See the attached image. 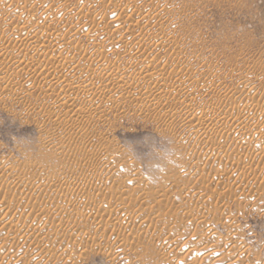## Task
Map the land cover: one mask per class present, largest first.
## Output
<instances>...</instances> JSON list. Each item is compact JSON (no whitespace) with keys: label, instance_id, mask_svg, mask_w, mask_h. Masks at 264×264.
Segmentation results:
<instances>
[{"label":"rangeland","instance_id":"374dc122","mask_svg":"<svg viewBox=\"0 0 264 264\" xmlns=\"http://www.w3.org/2000/svg\"><path fill=\"white\" fill-rule=\"evenodd\" d=\"M47 31V43L21 42ZM143 65L152 77L137 79ZM62 177L70 202L41 192ZM263 177L264 0H0V255L264 264ZM56 205L69 214L45 211Z\"/></svg>","mask_w":264,"mask_h":264},{"label":"bare ground","instance_id":"6f19581e","mask_svg":"<svg viewBox=\"0 0 264 264\" xmlns=\"http://www.w3.org/2000/svg\"><path fill=\"white\" fill-rule=\"evenodd\" d=\"M48 28H50V27H48ZM44 30V29H43ZM46 30V29H45ZM161 30V29H160ZM165 29H163V31H164ZM49 31H47L44 35L42 34V36L41 37H37L38 39H36L35 40V38L36 37H33L34 35H26V36H22L20 39H21V42H23L24 43V45L26 44V45H29V44H33V43H38L39 41H42V42H46V40H48V39H50L51 38V33L49 32ZM57 34V33H56ZM38 35V34H37ZM36 35V36H37ZM40 36V35H39ZM58 37V36H57ZM159 37V36H158ZM157 37V38H158ZM53 38V37H52ZM60 38V37H59ZM155 38H156V36H155ZM58 39V38H57ZM16 40H19V39H16ZM53 40V39H52ZM59 40V39H58ZM157 40V39H156ZM53 42H55V41H53ZM57 42V41H56ZM152 42V41H151ZM40 43V42H39ZM47 43V42H46ZM16 44V43H15ZM43 44V43H42ZM49 44H51L50 42H49ZM154 44V43H153ZM21 45V44H20ZM38 45V44H37ZM48 45H46L45 47H47ZM52 46V45H51ZM36 47V46H35ZM60 47V46H59ZM31 48V47H30ZM61 48V47H60ZM45 49V48H44ZM36 50V49H35ZM50 50H51V47H50ZM55 50H57V49H55ZM60 52V51H59ZM152 53V52H151ZM58 55V54H57ZM61 56V55H60ZM68 56V55H67ZM70 56V55H69ZM50 59V58H49ZM70 59V58H69ZM106 59V58H105ZM101 61V60H100ZM181 61V60H180ZM71 62V61H70ZM40 63V62H39ZM64 63V62H63ZM47 64V63H46ZM49 64V63H48ZM65 64V63H64ZM63 64V65H64ZM20 65V64H19ZM32 65V64H31ZM30 65V66H31ZM67 65V64H66ZM65 65V66H66ZM103 65V64H102ZM33 66V65H32ZM52 66V65H51ZM70 67V66H69ZM73 67V66H72ZM79 67V66H78ZM137 68H135L131 73L133 74V76L135 75V77L137 78V79H141V78H147V77H152V72H151V69L149 68V66L148 65H146V66H136ZM31 68V67H30ZM74 68V67H73ZM34 69H36V68H34ZM76 69V68H75ZM52 70V69H51ZM67 72V71H66ZM69 72V71H68ZM71 72V71H70ZM116 74H119V73H116ZM132 74H130V75H132ZM117 76V75H116ZM61 78V77H60ZM101 78V77H100ZM135 78V79H136ZM65 79V78H64ZM149 79V78H148ZM134 80V79H133ZM67 81H69V80H67ZM103 82V81H102ZM132 82V81H131ZM146 82V81H145ZM213 82V81H212ZM50 83V86H51V88L52 87H54V85L55 84H57L58 82L57 81H54V80H51V82H49ZM69 82H67V84H68ZM133 83V82H132ZM215 83V82H214ZM60 84H62L61 82H60ZM86 84V83H85ZM84 84V85H85ZM90 84V83H89ZM46 85H48V84H46ZM69 85V84H68ZM78 85V84H77ZM80 85V84H79ZM84 85H82V86H84ZM213 86V85H212ZM211 86V87H212ZM215 86H216V84H215ZM73 87V86H72ZM72 87H70V88H72ZM89 87V86H88ZM88 87H87V89H88ZM69 88V87H68ZM67 88V89H68ZM75 88H79L78 90H84L86 87L84 86V87H76L75 86ZM135 88V87H134ZM216 88V87H215ZM87 89H86V91H87ZM89 89H90V87H89ZM131 89V88H130ZM129 89V90H130ZM53 90V89H52ZM76 90V89H75ZM80 90V91H81ZM93 90V89H92ZM134 90V89H133ZM217 90V89H216ZM215 90V91H216ZM74 91V90H73ZM77 91V90H76ZM85 91V90H84ZM131 92H132V90H131ZM79 93V92H78ZM81 93V92H80ZM129 93H130V91H129ZM133 94V93H132ZM62 95V97L61 98H64V96H65V93H63V94H61ZM64 101V100H63ZM75 103V102H74ZM72 104V103H71ZM69 103H68V106H67V104H65V106H67V109H69L70 107H69ZM73 105H75V104H73ZM74 107V106H73ZM71 110V109H70ZM75 112V111H74ZM62 113V112H61ZM59 118V117H58ZM64 118V117H63ZM82 118V117H81ZM207 118V117H206ZM210 120H211V118H210ZM64 121H66V123L69 125V126H71L72 128H75L76 126H77V122H76V118H74V119H69V118H67V120L65 119ZM191 121V120H190ZM212 121V120H211ZM214 121V120H213ZM194 122V121H193ZM222 122V121H221ZM80 123H81V121H80ZM84 123V122H83ZM195 123H197V122H195ZM198 123H199V121H198ZM202 124H203V126H205V125H209L210 124V122H208V119H207V121H205L204 120V122H203V120H202ZM221 124H223V123H221ZM227 124V123H226ZM79 125H81V124H78V126ZM213 125V124H212ZM201 126V125H200ZM207 126H205L204 128H205V132H207L208 130V128H207ZM224 126H225V123H224ZM208 127H210V126H208ZM215 127V126H214ZM79 128H80V126H79ZM210 129V128H209ZM215 129V128H214ZM255 129V128H254ZM207 130V131H206ZM234 130V129H233ZM198 131V130H197ZM203 131V130H202ZM202 131L200 132L201 134H202ZM216 131V130H215ZM227 131V130H226ZM195 132H196V130H195ZM252 132V131H251ZM255 132H256V130H255ZM198 133V132H197ZM204 133V132H203ZM233 133V132H232ZM254 133V132H253ZM200 134V135H201ZM199 135V136H200ZM222 135V134H221ZM235 135V134H234ZM233 135V137H235ZM249 135V134H248ZM258 135V134H257ZM263 135V134H262ZM253 136H255V134L253 135ZM204 137V136H203ZM242 137H243V135H242ZM250 137V136H249ZM261 137V136H260ZM59 138V137H58ZM230 138H232V135H231V133L230 134H228V135H226V134H224L223 136H222V143H224L225 141L227 142ZM240 138V137H239ZM252 138V137H251ZM253 139V138H252ZM63 140V139H62ZM232 140V139H231ZM253 141V140H252ZM101 142V141H100ZM219 144V143H218ZM49 145V144H48ZM55 146V145H54ZM104 146V145H103ZM217 146V145H216ZM228 146H230L229 144H228ZM227 147V146H226ZM101 149V148H100ZM103 150V149H102ZM215 150H217V148L215 149ZM236 150V149H235ZM105 152V151H104ZM229 152H228V149L226 150V149H224V147H223V149H221L220 151H219V154H220V156H226L227 154H228ZM234 153V152H233ZM106 154V153H105ZM218 154V155H219ZM249 155H247L248 156V158H249V156H250V153H248ZM100 156V155H99ZM98 156V157H99ZM216 156V155H215ZM93 157V156H92ZM230 157V156H229ZM245 157V156H244ZM97 158V157H96ZM107 158V157H106ZM106 158H104L103 157V155H101L99 158H97L96 160H94V161H97V164H96V168L98 169V168H107V165H108V161H107V159ZM252 158V157H251ZM95 159V158H94ZM207 160H208V158H207ZM223 160H225V159H223ZM88 161V160H87ZM119 161V160H118ZM220 161H221V159H220ZM110 162H111V160H110ZM33 163V162H32ZM114 163V162H113ZM125 163V162H124ZM123 163V164H124ZM87 164V163H86ZM112 164V163H111ZM111 164H109V165H111ZM120 163H116L114 166H113V170H115L116 168H118L120 165H119ZM122 164V163H121ZM90 165V164H89ZM43 166V165H42ZM202 166L203 167H205L206 169L207 168H214V164L212 163V162H210L209 160L208 161H203L202 162ZM37 167V166H36ZM112 167V166H111ZM111 167H110V169H111ZM121 167H122V165H121ZM36 169V168H35ZM43 169V168H42ZM45 169H47V168H45ZM108 169V168H107ZM110 169H109V171H110ZM120 169V167L118 168V170ZM122 169V168H121ZM13 170V169H12ZM40 170V169H39ZM123 170V169H122ZM199 170V169H198ZM201 170V169H200ZM44 171H46V170H44ZM108 171V173H110ZM115 171H117V170H115ZM115 171H111V172H113V173H115ZM187 171V170H186ZM207 171V170H206ZM18 172H19V170H18ZM18 172H17V174H18ZM35 172H37V170L35 171ZM40 172V171H39ZM201 172V171H200ZM211 172V171H210ZM22 173V172H21ZM41 173V172H40ZM46 173V172H45ZM183 173V172H182ZM37 173H35V175H36ZM128 174V173H127ZM22 175V174H21ZM39 175V174H38ZM45 175V174H44ZM53 175V174H52ZM12 176V175H11ZM27 176H28V174H27ZM31 176V175H30ZM29 176V177H30ZM33 176H34V174H33ZM30 177V178H33L34 179V177ZM28 177V178H29ZM39 177H41V176H39ZM61 177V176H60ZM60 177H58V178H60ZM88 177V176H87ZM113 177V176H112ZM252 177V176H251ZM253 177H255V176H253ZM37 178V177H36ZM63 178V177H62ZM259 178V177H258ZM261 178V177H260ZM264 178V177H263ZM33 179H32V181H33ZM39 179V178H38ZM64 179V178H63ZM86 179V178H85ZM130 179V178H129ZM26 180V179H25ZM40 180V179H39ZM51 180V179H50ZM55 180V179H54ZM75 180V179H74ZM95 180V179H94ZM93 180V181H94ZM22 181V180H21ZM83 181H85V180H83ZM30 182V181H29ZM40 182V181H39ZM53 182V181H52ZM70 180L69 179H64V180H62V179H60L58 182H56L55 183V181H54V183L50 186V188L48 187H46L47 189L45 190L44 189V186H42L43 187V191H41V192H46V194H47V192L49 191V193H50V191H52L53 190V192L56 190V192H57V197H59L60 199H63L64 201H71V198H72V194L70 193V192H72V191H68V190H66V186L65 187H63L65 184H67V185H69L70 184ZM94 182H98V183H103L104 182V178L103 177H97V179L94 181ZM127 182V181H126ZM133 182V181H132ZM247 182V181H246ZM51 183V182H50ZM97 183V184H98ZM1 184V183H0ZM24 184V183H23ZM41 184H43V183H41ZM84 184V183H83ZM124 184V183H123ZM122 184V185H123ZM219 184V183H218ZM35 185H37L36 183H35ZM34 185V186H35ZM105 185V184H104ZM125 185H127V184H125ZM128 185H130V184H128ZM168 185V184H167ZM248 185V184H247ZM40 186V185H39ZM40 186V187H41ZM48 186V185H47ZM107 186V185H106ZM131 186V185H130ZM220 186V185H219ZM27 187V186H26ZM33 187V186H32ZM42 187H41V189H42ZM90 187V186H89ZM109 187V186H108ZM193 187V186H192ZM201 187V186H200ZM256 187V186H255ZM34 188V187H33ZM65 188V189H64ZM103 188V187H102ZM166 188V187H165ZM199 188V187H198ZM197 188V189H198ZM258 188V187H257ZM36 189H37V187H36ZM35 189V190H36ZM105 189V188H104ZM25 190H27V189H25ZM24 190V191H25ZM38 190H40L39 188H38ZM137 190V189H136ZM203 190V189H202ZM31 191V190H30ZM29 191V192H30ZM139 191V190H138ZM26 192V191H25ZM28 192V191H27ZM40 192V193H41ZM1 193V192H0ZM37 193V192H36ZM43 193H41V195L43 194ZM135 193V192H134ZM195 193H197V192H195ZM55 194V193H54ZM139 194V193H138ZM191 194V193H190ZM11 195V194H10ZM20 195V194H19ZM33 195V194H32ZM40 195V194H39ZM40 195V196H41ZM98 195V194H97ZM104 195V194H103ZM23 196V195H22ZM44 196H46V195H44ZM146 196V195H145ZM148 196V195H147ZM34 197H36L35 195H34ZM37 197H39V196H37ZM36 197V198H37ZM42 197H43V195H42ZM102 197V196H101ZM118 197V196H117ZM29 198V197H28ZM33 198V197H32ZM100 198V197H99ZM48 199V198H47ZM98 199V198H97ZM27 200V199H26ZM31 200V199H30ZM116 200V199H115ZM123 200V199H122ZM122 200L121 201H119V202H122ZM73 201V200H72ZM79 201V200H78ZM139 201V200H138ZM34 202V201H33ZM39 202V201H38ZM118 202V203H119ZM123 203H125V202H123ZM143 203V202H142ZM220 203V202H219ZM223 203V202H222ZM32 204V203H31ZM81 204H83V203H81ZM114 204V203H113ZM221 204V203H220ZM225 204V203H224ZM75 205V204H74ZM87 205V204H86ZM25 206V205H24ZM32 206V205H31ZM34 206H35V203H34ZM37 206V205H36ZM93 206V205H92ZM42 207V206H41ZM46 207V206H45ZM115 207V206H114ZM32 208H34L33 206H32ZM36 208V207H35ZM71 208V207H70ZM92 208V207H91ZM90 208V209H91ZM125 208V207H124ZM127 208V207H126ZM11 209V208H10ZM15 209V208H14ZM40 209V208H39ZM45 209V208H44ZM47 209L48 210H45L47 213H53V212H56V211H58L59 212V214L61 213V214H63L64 216L65 215H68L69 214V212H68V210L66 209V208H63V206L61 207V205L60 206H53V207H49V206H47ZM154 209V208H153ZM7 210H8V208H7ZM6 209H4V208H2V209H0V214L1 213H7L8 211H7ZM18 210V209H17ZM34 210V209H33ZM56 210V211H55ZM103 210H105V212L106 213H109L110 215L112 214V215H114V214H117V213H119V212H121L122 211V209L120 208H115V209H103ZM102 210V211H103ZM13 211V210H12ZM25 211V210H24ZM38 211V210H37ZM88 212H92L93 213V215H94V217H96V219H98V216H100V210H98V208L97 209H95V208H93L92 210H90V211H88ZM104 212V211H103ZM102 212V213H103ZM126 212V211H125ZM19 213V212H18ZM77 213V212H76ZM92 213H90V215L92 214ZM129 213V212H128ZM36 214V213H35ZM41 214V213H40ZM43 214H45V213H43ZM42 214V215H43ZM58 214V215H59ZM60 214V215H61ZM140 214V213H139ZM18 215V214H17ZM39 215V214H38ZM77 216H79V215H77ZM104 216V215H103ZM108 216V215H107ZM193 216V215H192ZM61 217V216H60ZM59 217V218H60ZM81 217H82V215H81ZM101 217V216H100ZM99 217V219H102V218H100ZM112 217V216H111ZM79 217H77L76 219H78ZM110 218V217H109ZM194 218V217H193ZM107 219V218H106ZM1 220V219H0ZM4 220V219H3ZM2 220V221H3ZM110 220H112V219H110ZM109 220V221H110ZM121 220V219H120ZM24 221V220H23ZM58 221V220H57ZM72 221V220H71ZM102 221V220H101ZM200 221V220H199ZM97 222H99V221H97ZM97 222H96V224H97ZM112 222V221H111ZM1 223V222H0ZM102 223V222H101ZM99 224V223H98ZM97 224V225H98ZM101 225V224H100ZM128 225H130V224H128ZM27 226V225H26ZM47 225H45V227H46ZM111 226V225H110ZM22 226L21 225H17V226H15V228H14V230H13V236H11V238H10V242H12V243H17L18 244V242H19V238H18V234H17V232H19L20 231V228H21ZM39 227V226H38ZM63 227V226H62ZM123 227L125 228L126 226H123V224H122V222L121 223H114V225H113V230L115 229V230H118V231H120V230H123ZM127 228V227H126ZM137 228V227H136ZM43 229V228H42ZM46 229V228H45ZM176 229V228H175ZM207 229V228H206ZM205 229V230H206ZM212 229V228H211ZM23 230V229H22ZM30 230V229H29ZM56 230V229H55ZM54 230V231H55ZM132 230H134V229H132ZM137 230V229H136ZM144 230V229H143ZM142 230V231H143ZM172 230H174V229H172ZM209 228H208V232H209ZM101 231V230H100ZM170 231V230H169ZM41 232H43V231H41ZM40 232V233H41ZM50 232V231H49ZM48 232V233H49ZM133 232V231H132ZM137 232V231H136ZM177 232V231H176ZM198 232V231H197ZM204 232H206V231H204ZM208 232H206V234L208 233ZM39 233V232H38ZM39 233V234H40ZM173 233V232H172ZM194 233V232H193ZM54 234V233H53ZM64 234V233H63ZM63 234L62 235H60V236H57L55 239H56V241L58 242L59 241V243H61V241L64 239V236H63ZM134 234V233H133ZM167 234V233H166ZM176 234V233H175ZM37 235V234H36ZM125 235V234H124ZM123 235V236H124ZM131 235V234H130ZM155 235V234H154ZM153 235V236H154ZM170 235V234H169ZM43 235H41V236H37L39 239H42L43 237H42ZM20 237V236H19ZM121 237V236H120ZM126 237V236H125ZM157 237V236H156ZM163 237V236H162ZM30 238H32V237H30ZM176 239V238H175ZM21 240V239H20ZM24 240V239H23ZM22 240V241H23ZM43 240V239H42ZM48 240V239H47ZM96 240V239H95ZM122 240V239H121ZM172 240V239H171ZM171 240H170V242H171ZM41 241V240H40ZM39 240H37V242H40ZM126 241V240H125ZM237 241V240H236ZM235 241V242H236ZM3 242V241H2ZM91 242V241H90ZM96 242V241H95ZM129 242V241H128ZM167 242V241H166ZM234 242V241H233ZM30 243V242H29ZM28 243V244H29ZM94 243V242H93ZM43 244V243H42ZM57 244V243H56ZM125 244H127V243H125ZM173 244V243H172ZM16 245V244H15ZM36 245V244H35ZM228 245V244H227ZM174 246V245H173ZM185 246V245H184ZM208 246V245H207ZM51 247V246H50ZM27 248V247H26ZM31 248V247H30ZM33 248V247H32ZM31 248V249H32ZM40 248V247H39ZM47 248V247H46ZM88 248V247H87ZM211 248V247H210ZM7 249V248H6ZM52 249V247L50 248V250ZM232 249V248H231ZM3 250V249H2ZM5 250V249H4ZM12 250V249H11ZM14 251V250H13ZM55 251V250H54ZM58 251V250H57ZM167 251V250H166ZM231 251V250H230ZM237 251H239V250H237ZM242 251V250H241ZM33 252V251H32ZM35 252V251H34ZM45 252H48V250H46ZM59 252V251H58ZM240 252V251H239ZM1 253V252H0ZM20 253V252H19ZM41 253V252H40ZM53 253V252H52ZM61 253V252H60ZM215 253V252H214ZM229 253V252H228ZM231 253V252H230ZM43 254V253H42ZM113 254V253H112ZM44 255V254H43ZM48 255V254H47ZM50 255V254H49ZM48 255V256H49ZM68 255V254H67ZM164 255V254H163ZM27 257H28V255H26ZM25 255L23 256V255H18V254H14V255H4V256H2V255H0V264H21V263H26L28 260H26L27 259V257H26ZM29 256H31V255H29ZM112 256V255H111ZM110 256V257H111ZM47 256L45 255V258H46ZM233 257V256H232ZM26 258V259H25ZM44 258V256L42 257V259ZM52 258V257H51ZM56 258V257H55ZM63 258V257H62ZM157 258V257H156ZM29 259V258H28ZM64 259V258H63ZM181 259V258H180ZM186 259V258H185ZM25 260H26V262H25ZM166 260V259H165ZM32 261H34V260H32ZM156 261V260H155ZM189 261V260H188ZM72 262V261H71ZM167 262V261H166ZM68 263V262H67ZM187 263V262H186ZM189 263V262H188ZM195 263H196V261H195ZM194 263V264H195ZM228 263H230V262H228ZM43 264V263H42ZM179 264V263H178ZM199 264H201V263H199ZM204 264V263H203Z\"/></svg>","mask_w":264,"mask_h":264}]
</instances>
